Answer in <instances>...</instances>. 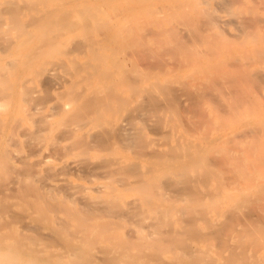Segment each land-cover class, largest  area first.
<instances>
[{
    "label": "bare ground",
    "instance_id": "bare-ground-1",
    "mask_svg": "<svg viewBox=\"0 0 264 264\" xmlns=\"http://www.w3.org/2000/svg\"><path fill=\"white\" fill-rule=\"evenodd\" d=\"M243 1L170 0L162 9L141 0L121 5L116 0H0V135L1 116L13 108L14 82L22 83L16 106L21 116L13 117L2 149L0 142V179L27 160L13 149L12 139L22 143L33 136L43 142L57 130L75 137L96 130L101 138L113 120L105 115L111 110L124 116L112 124L117 143H124L120 148L157 162L155 167L115 160L104 136L111 151L101 155L104 159L98 155L105 161V181L94 186L97 193H90L93 186L80 185L79 193L81 186L89 191L83 188L86 196L79 195L82 206L78 195L40 185L28 166L21 177L22 198L41 210L37 219L56 234L20 230L0 206V264H264V0ZM226 19L223 28L220 20ZM246 19L253 23L246 25ZM175 20L187 34L206 29L204 35L211 31L213 36L210 41L204 35L196 42L188 39L184 48L185 42H172L190 54L185 73L179 51L182 65L175 60L162 70L143 67L152 55L145 64L137 63L142 44L143 52L151 47L155 55L179 39L177 23L169 24ZM229 24L238 29L227 31ZM150 25L153 38L145 34ZM111 31L117 46L105 41ZM233 47L243 52L237 55ZM118 88L132 92L126 97ZM49 90L63 101L39 119L46 104L31 101ZM88 91L94 94L86 104ZM82 95L88 96L85 103H79ZM63 112L69 115L59 118ZM147 116L157 118L155 137L142 130ZM218 131L225 136L214 138ZM72 137L67 138L71 148L79 144L81 154L90 156L96 145L102 149L99 143L90 147L86 136H81L86 142ZM131 142L142 148L134 150ZM52 161L49 155L39 160ZM4 204L11 205L9 200Z\"/></svg>",
    "mask_w": 264,
    "mask_h": 264
},
{
    "label": "rangeland",
    "instance_id": "rangeland-1",
    "mask_svg": "<svg viewBox=\"0 0 264 264\" xmlns=\"http://www.w3.org/2000/svg\"><path fill=\"white\" fill-rule=\"evenodd\" d=\"M80 1H83V0H80ZM85 1H95V2H98V1H102V0H85ZM120 5L121 4H125V2L127 1H125V0H116ZM137 1H140V0H137ZM142 2H145L146 4L148 3V2H153V3H155V4H157V5H160V7H162V9H167V3L170 1V0H141ZM243 1V0H242ZM251 1V0H250ZM252 1H257V0H252ZM244 2V1H243ZM166 4V5H165ZM129 13V12H128ZM128 13H124V15H126V14H128ZM131 13V12H130ZM224 14V13H223ZM260 14V13H259ZM261 15V14H260ZM260 15H257V18H258V16L259 17H261ZM243 16V15H242ZM245 16V15H244ZM247 16V15H246ZM263 17V16H262ZM261 17V18H262ZM223 18H226V17H223ZM238 18H240V17H238ZM235 19V18H234ZM233 18L232 19H230V20H233V21H230L231 22V24H233L232 22H234L235 21V25H236V20H234ZM253 19H254V17H253ZM253 19H248L249 21H251L252 23H253ZM248 20L246 19V25L247 24H249V25H251V22L249 23L248 22ZM227 21H229V20H227L226 19V24L225 23H223L224 21H221L220 20V22H221V24H223V26L220 24V26H222L223 28H226L227 26H228V23H227ZM243 21H244V19H243ZM242 21V22H243ZM255 22H254V24L256 23V20H254ZM181 22V21H180ZM178 23V21H174V22H170L169 24H172V23H174V25L176 24V25H178V26H176L175 25V27L177 28V31L179 32V35H178V37H179V39H171V42H169L170 44H168L167 46V49H165L166 51H164V50H159L160 51V53H159V51L158 52H156L157 54H155L154 55V53L155 52H153V50H156L153 46H154V44L153 43H150V44H148V45H151L153 48V50H152V52H153V54H150L151 52H149L148 50H150L151 51V47H149V46H147V45H145V47H149V48H146V49H148L147 51H148V53H147V56H145V54L144 53H146L147 51H144L143 52V50H145V48L144 49H142L144 46H143V44L141 45V49L139 50L140 52L138 53V60H140V61H138L137 60V63L139 62V64L140 65H142V64H145L146 62H144V60L145 61H148V59H147V57L149 56H151L152 55V57L154 58H152V57H150V58H152L153 59V61L152 60H150V58H149V60H150V62L148 61L147 63H149L148 65H142L143 67H145V68H147V69H150V68H155L156 66H158L157 68H155V70L156 69H164L165 67H168L169 65H171V66H173L174 64H176L177 62L180 64V62H181V60L183 59V60H185V61H182L185 65H182V62H181V64L180 65H182V66H180L179 64H177L176 66L177 67H181V70H182V73L184 72L185 73V71H186V67H184V66H186V64H187V62L189 61L188 60V58H187V60H186V57H189V59H190V54H188L187 56L186 55H184V54H186V52H185V50L184 49H182V47L183 46H185L186 47V44H188V42L190 43L191 42V40L193 39V42L195 41L196 42V40H199V38H201L204 34H206L207 33V31H206V29H205V31H202V32H206V33H203V34H200V33H196L195 32V35L197 36H194V34H191L190 35V33L191 32H189V34H187V30H186V26L184 27V24L183 23ZM229 22V23H230ZM231 24H229V28H227V31H229L228 29H232V30H237L238 28H239V26H238V24L236 25V27L238 26V28L237 29H235L233 26L234 25H231ZM243 24H244V22H243ZM179 25H181L180 26V28H179ZM208 25V24H207ZM224 25H226V27L224 26ZM245 25V24H244ZM153 26V25H152ZM146 27H148V26H146ZM154 27V26H153ZM233 27V28H232ZM150 28H152L151 27V25H150V27L149 28H145V34H146V36H150V38H153L154 37V35L156 34V31H155V27L153 28V32H155V33H153L152 32V29H150ZM183 28L185 29L184 31H183ZM204 28H207V29H209V27H207V26H205V25H203V30H204ZM182 29V30H181ZM226 30V29H225ZM253 30V29H252ZM184 33H183V32ZM208 31H210V29L208 30ZM226 31V32H227ZM181 32H182V35H181ZM194 32V31H193ZM192 32V33H193ZM150 33V34H149ZM153 34V35H152ZM200 34V35H199ZM207 34H209V32L207 33ZM108 36H107V38H106V43H108L109 45H112V46H117V42H116V38H117V36H114V34H113V32L111 31V32H109L108 34H107ZM153 37H152V36ZM188 35H190V37L188 36ZM198 35L200 36V37H198ZM182 36V37H181ZM194 36V37H193ZM116 37V38H115ZM189 37V38H188ZM213 36L211 35V31H210V35H208V36H206V35H204V39L206 38V40H207V38H209V41H210V39L212 40L213 38H212ZM186 38V39H185ZM194 38H195V40H194ZM188 39H191V40H189L188 41ZM152 40V39H151ZM178 43V41H180V43L183 41V43L185 42V45H180V46H182V47H180L179 46V44L177 45V46H175L177 43ZM176 43V44H173V43ZM146 44V43H145ZM169 46H173L172 47V49L174 48V49H176V51L173 49H171V47L169 48ZM249 46L250 47H247V48H249V49H247V48H245V49H247L248 51L250 50H253V46H252V44H249ZM166 47V46H165ZM164 47V48H165ZM176 47V48H175ZM163 48V49H164ZM184 48V47H183ZM171 49V50H170ZM234 51H235V53L237 54V55H239V54H241L242 52H243V50H242V48L241 47H233L232 48ZM128 50V49H127ZM126 50V51H127ZM142 50V51H141ZM180 50L182 51V50H184V51H182V52H180ZM125 51V52H126ZM129 51V50H128ZM157 51V50H156ZM164 51V52H163ZM174 51V52H173ZM179 51V54H178V56L181 58L182 57V59H179V60H177L178 59V56L176 55L177 53L176 52H178ZM124 52V53H125ZM170 52V55H168V53ZM143 53V54H142ZM163 53H165V54H167V55H165V57L166 56H170V57H167L168 58V61H169V59H170V62L171 63H169L168 61V63L166 62V58L164 57V54ZM176 53V54H175ZM190 53V52H189ZM127 54H129V52H127V53H125L124 55H126V58H128V55ZM141 54V55H140ZM150 54V55H149ZM172 54V55H171ZM183 54V55H182ZM143 55H144V57H143ZM160 55H162L161 57H160ZM175 55V56H174ZM172 56L173 57H176V58H172ZM164 60H163V59ZM143 59V60H142ZM171 59H173L172 61H171ZM157 60H159V61H163V65H161L162 63H160L159 61H158V64H160V65H158L157 64ZM177 62H176V61ZM142 64H141V63ZM153 64H152V63ZM173 62H174V64H173ZM156 63V64H155ZM168 64V65H167ZM173 64V65H172ZM170 66V67H171ZM183 67H184V69H183ZM264 78V77H263ZM262 77H261V79L262 80H264ZM48 85H49V88H50V86H52L51 84V82H49V83H47ZM46 84V85H47ZM106 84L109 86V84L110 85H112V82L110 83V82H106ZM141 85H145V86H147L148 85V82H144V81H142L141 83H140ZM39 85V87H41L42 85H44V86H42L41 88H46V87H48V86H46L45 84H42V85H40V84H38ZM38 85H36V87H38ZM100 84H93V86H99ZM103 85V84H102ZM104 85H105V83H104ZM103 85V86H104ZM34 86H35V84H34ZM21 87H22V83H21V81L20 80H17V81H15L14 82V85H13V89H14V91H13V93H12V96H11V101H12V106H13V108H12V110L10 111V112H8L7 114H5V115H2L1 116V118H2V120H3V122L5 123V124H3V129H2V136L0 135V142H1V149L4 147V144H6V142H7V139L10 137V136H8L7 137V135H8V133L10 132V129H11V123H12V121H14V119L16 118V117H19V116H21V112L20 111H18V110H16V106L22 101L21 100V98L19 97V92H20V90H21ZM53 87V86H52ZM47 89V88H46ZM93 91V90H92ZM120 91H125V92H123L122 93V95H124V96H128V93L129 92H132V90H130V89H124V90H121V89H119L118 88V92L120 93ZM45 92V94H48V97H46L45 96V94L44 95H41L42 93H43V91H42V93L40 94L41 95V98H40V95H38L39 97H35L34 99H32V101H31V104L34 106V105H41V104H43L42 106H44V104H46V106H45V108H44V110H43V114H38L39 115V117L38 116H36V118L38 117L39 119H41L43 116H45L47 113H50V111H53L54 110V107H53V105H55V108L57 107V103L58 104H60L61 103V101H63V98L61 97V96H59L58 95V93L57 92H55V93H53V91L51 92V90H49V93H46V91H44ZM48 92V91H47ZM89 92L90 91H88V92H86L84 95H88L89 94ZM93 93V92H92ZM91 93V94H92ZM49 94H50V96H49ZM90 94V95H91ZM94 94V93H93ZM93 94L90 96V95H88L89 96V98L88 99H86V104H87V100H89L90 101V99L91 98H93L92 96H93ZM84 95H82L81 96V98H80V101H79V103L82 101V102H84V99L85 98H87V97H85ZM103 95V94H102ZM60 101V102H59ZM85 103V102H84ZM84 103L83 104H81V105H84ZM30 104V105H31ZM31 105V106H32ZM50 106H52V109L50 108ZM136 106V105H135ZM184 107H185V105H184ZM221 107H225V105L223 106H221ZM49 108V109H48ZM186 108H189V107H185V109ZM193 108H191V110H192ZM48 110H49V112H48ZM189 110V109H188ZM194 110V109H193ZM113 110H111V111H109V112H106V114L105 115H107V117L108 118H112L113 120H110V121H108V123H107V127L105 128V131H104V133H103V135L106 137H104V136H101V138L98 136V134L97 135H95V131L96 130H91V131H83V132H80V133H78L77 135H76V137H75V135H70L69 136V134H67L66 132H61V131H59V130H57V131H54V132H52V134H50L49 135V137H48V139H44L43 140V142L41 141V142H37L35 139H34V137L33 136H29L28 138L26 137L25 138V140L22 142V143H20L19 141H18V139L17 138H14V139H12L11 140V143H12V145H13V149H17V150H21L22 151V154L24 155V156H27V160H25V161H19L17 164H18V167H16V169H14V171H12L11 173H10V175L8 176V178L6 179V180H4V177L2 178V179H0V206L2 207V208H4V210L7 212L8 210L10 211V218L14 221V222H16V225L20 228V230H24L25 232H28V233H40V234H42L44 237H52V236H54L56 233H54V231H52L53 229V227H51L50 226V224H48V223H45L43 220H40V219H37V217H36V215L38 214L37 213V211H41L39 208H37V207H35L33 204H30V203H27V201L26 200H24L23 198H22V193H23V191H24V189H25V184H24V182H23V180H22V172L24 171V170H26L27 168H28V166H29V168H31L32 169V175H34L35 173L37 174L36 175V178L38 177V179H37V181H38V183L40 184V185H45L46 187H51V189H53L52 191L53 192H59V193H62V194H64L65 196L67 195H70V194H76V196L78 197V201H80V205L82 206V202H83V200L82 199H80L79 198V195L80 196H84L85 194H84V191L82 190L83 188H84V186H93V188H92V190H90V193H97L96 191L94 192V190L93 189H95L94 188V186L95 185H97V183L98 182H100V181H105V177H103L102 176V174L103 173H105L106 171V168H105V161L103 162V160L102 159H104L105 157H107L106 155H108L109 154V152H111L113 149H114V152L112 151V156L114 157V156H117V157H114V159L116 160V159H120V161H123V162H136V161H139V163L141 164V166H145V165H148V163L149 164H152V165H154L155 167H156V164H157V162H154V160L156 159V158H153V157H151V158H142L141 156H139V155H137V153H134V152H129L128 151V153H127V151L125 150V149H122V148H120V147H122V145L124 144H122L121 146H120V144L121 143H117V141H116V139L114 138V136H115V132L114 131H112L113 130V123L114 122H117V120H122L123 118H124V116L122 115V114H120V115H116V114H114L113 112H112ZM222 111H223V109H222ZM224 112V111H223ZM67 114V113H66ZM64 112L63 113H61L60 115H59V118H64L65 117V115H66ZM67 115H69V114H67ZM66 115V116H67ZM113 115V116H112ZM63 116V117H62ZM150 116V115H149ZM149 116H147L148 117V119L150 120L151 119V117H149ZM5 117V118H4ZM13 117H14V119H13ZM120 117V118H119ZM146 117V118H147ZM144 119V120H142V121H145V123H143V126H145L144 128H142V130H144L146 133H148V135L149 136H151V137H155L156 136V131H158L159 129H160V126L158 127V126H155V122H157V118H155V117H152V123L154 124V126H153V124L152 125H150V124H148L147 123V121H149V120H147V119ZM154 118V119H153ZM38 119V120H39ZM43 119V118H42ZM117 119V120H116ZM147 120V121H146ZM151 120L149 121V123L151 122ZM114 121V122H113ZM109 124V125H108ZM158 124V123H157ZM43 125H46V123H44L43 122ZM112 125V126H111ZM115 125V124H114ZM159 125V124H158ZM108 127H110V130L113 132H110L111 134L109 135L108 134ZM156 127H157V129H156ZM150 128V129H149ZM149 129V130H148ZM104 130V129H103ZM109 130V131H110ZM219 132V133H218ZM218 132H216V134H215V136H214V138H218V139H221V138H223V136H225V132H222V131H218ZM222 132V133H221ZM10 134V133H9ZM114 136H113V135ZM220 134V135H219ZM93 135V136H92ZM107 135V136H106ZM110 136V138H109V136ZM53 136V138H51ZM55 136V137H54ZM71 136H73L72 137V141H76V140H82L81 138H83V137H81V136H86L87 137V139H88V142H90V147H92V148H94L95 146H92V145H96V144H98L99 143V145L100 146H102V149H99V150H101V151H97L98 150V146L96 145V150H93V149H90L89 150V154L88 155H92L91 157L90 156H87V153L85 152V153H83V154H81L82 153V151H81V153H80V151L79 150H81V148H79V144H77V145H75V149H74V147L72 146V148H71V140L70 139H67V138H70ZM113 136V137H112ZM5 137H7V139H5ZM85 137V138H86ZM145 137H147V135L145 136L144 135V139L147 141V138H150V137H147V138H145ZM55 138H57L56 139V141L55 142H52V141H54V139ZM105 140V142H106V144H107V142H109V143H111V144H109L108 146L109 147H111V151L109 150V149H106L105 147H106V144H105V142H104V140ZM10 139V138H9ZM74 139H76V140H74ZM107 139V140H106ZM112 139H115L114 141L112 140ZM150 139H152L153 141H154V139L153 138H150ZM93 140H96V141H94V143L92 144V141ZM112 140V141H111ZM139 140V139H138ZM9 141V140H8ZM82 141H85V140H82ZM87 141V140H86ZM85 141V142H86ZM116 141V142H115ZM87 142V143H88ZM102 142H103V144L105 145H102ZM115 142V143H114ZM138 142V141H137ZM136 142V145L138 144V146L140 145L139 143H137ZM3 143V144H2ZM75 143V142H74ZM132 144H133V146L132 147H134L133 149L134 150H139L140 148H142V147H140V148H136V147H138V146H136L135 144H134V142H131ZM142 145H145L146 144V142H142V140H141V142H140ZM145 143V144H144ZM154 144H155V142H154ZM114 145H116V146H114ZM99 146V147H100ZM77 147V148H76ZM151 146H149L148 148H145L144 147V149L145 150H143V151H145V152H148V151H150V149H152V147L150 148ZM101 148V147H100ZM105 148V149H104ZM136 148V149H135ZM15 151V152H18V151ZM72 150V151H71ZM76 150H78V151H76ZM77 152V153H76ZM78 152H79V154H78ZM94 152V153H93ZM86 154V155H85ZM47 155H49V156H51V158H52V162H50V163H40L39 162V160H40V158H43L44 156H47ZM98 155L99 156H104V158L102 157V159H100V157L98 158ZM119 155V156H118ZM95 156V157H94ZM16 158H21V157H17L16 156ZM15 158V159H16ZM153 160V161H152ZM101 161V162H100ZM151 162V163H150ZM137 163V162H136ZM139 164V165H140ZM153 166V167H154ZM51 171H53V173L51 172ZM51 172V173H50ZM136 177H138V176H136ZM106 180H107V178H106ZM80 185H84L83 186V188H82V186H81V193H79V190H80ZM96 187V186H95ZM86 188V190L88 191V189H87V187H85ZM84 188V189H85ZM89 188V187H88ZM91 188V187H90ZM85 190V193H87V191ZM89 192V191H88ZM84 195H83V194ZM88 194V193H87ZM92 195H94V194H92ZM86 196V195H85ZM77 197H76V199H77ZM81 197V198H82ZM132 198V196H130L129 197V199H131ZM9 200V202H10V204L11 205H9V206H5V202L6 201H8ZM82 200V201H81ZM85 201V200H84ZM84 203V202H83ZM86 204V203H85ZM85 204H83V205H85ZM44 209V208H43ZM63 217H64V215H63ZM127 235H129V236H133V232L132 231H127Z\"/></svg>",
    "mask_w": 264,
    "mask_h": 264
}]
</instances>
